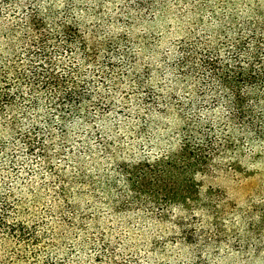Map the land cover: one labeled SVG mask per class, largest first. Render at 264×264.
Returning a JSON list of instances; mask_svg holds the SVG:
<instances>
[{"label":"trees","instance_id":"16d2710c","mask_svg":"<svg viewBox=\"0 0 264 264\" xmlns=\"http://www.w3.org/2000/svg\"><path fill=\"white\" fill-rule=\"evenodd\" d=\"M74 12L0 0V264H86L59 255L37 193L65 200L68 166L79 173L86 157L115 156L121 135L145 133L169 106L181 124L153 161L168 203L198 199L196 175L237 147L236 133L264 137V21L228 17L217 36L183 39L175 58L140 69L111 20L100 31ZM116 166L130 185L146 178Z\"/></svg>","mask_w":264,"mask_h":264},{"label":"rangeland","instance_id":"374dc122","mask_svg":"<svg viewBox=\"0 0 264 264\" xmlns=\"http://www.w3.org/2000/svg\"><path fill=\"white\" fill-rule=\"evenodd\" d=\"M47 1L56 10L79 11L83 24H99L100 31L111 20V31L126 37L140 69L175 58L183 39L217 36L228 17L264 21V0ZM179 115L169 106L145 133L118 135L123 150L115 156L86 157L79 173L68 166L65 200L45 188L37 193V211L54 226L45 227L55 233L59 255L70 258L71 252L86 264H264V137L236 133L237 147L196 175L198 199L168 203V180L153 161L174 141ZM121 162L146 178L126 183L116 166Z\"/></svg>","mask_w":264,"mask_h":264}]
</instances>
